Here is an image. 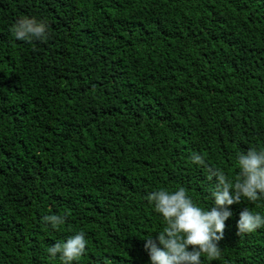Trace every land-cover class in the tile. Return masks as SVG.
<instances>
[{"label":"trees","instance_id":"1","mask_svg":"<svg viewBox=\"0 0 264 264\" xmlns=\"http://www.w3.org/2000/svg\"><path fill=\"white\" fill-rule=\"evenodd\" d=\"M23 16L45 41L12 35ZM252 147L264 0H0V264H62L46 249L81 230L72 264H151L144 237L166 221L149 193L184 187L210 209L217 180L192 153L234 181ZM228 207L221 257L201 264H264V227L237 235L264 197Z\"/></svg>","mask_w":264,"mask_h":264},{"label":"clouds","instance_id":"2","mask_svg":"<svg viewBox=\"0 0 264 264\" xmlns=\"http://www.w3.org/2000/svg\"><path fill=\"white\" fill-rule=\"evenodd\" d=\"M47 30L45 21L28 16L18 18L11 28L17 40L29 42L33 39L45 41ZM191 160L207 170L209 180L216 178L217 183L211 193L214 206L207 210L201 208L184 187L175 191L160 188L150 192L148 200L154 203L155 211L162 214L166 221L158 236L144 237L151 264H201L202 256L209 260L219 259L222 252L219 241L224 238L225 222L233 215L228 206L240 203L242 197L251 202L264 197V148L252 147L246 153H238L240 171L234 181L222 168L209 166L201 153L193 152ZM41 220L58 229L65 223L66 216L45 215ZM261 227H264V215L253 213L248 208L240 212L238 236L255 232ZM87 245L86 233L81 230L66 240H58L46 251L53 258L59 254L62 264H72L86 253Z\"/></svg>","mask_w":264,"mask_h":264}]
</instances>
